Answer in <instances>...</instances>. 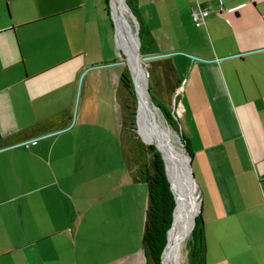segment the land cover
<instances>
[{
    "label": "crops",
    "instance_id": "1",
    "mask_svg": "<svg viewBox=\"0 0 264 264\" xmlns=\"http://www.w3.org/2000/svg\"><path fill=\"white\" fill-rule=\"evenodd\" d=\"M135 1L176 69L205 262L264 264V0L200 27L192 7L219 0ZM112 29L99 0H0V264H146L136 183L93 170L104 137L122 151Z\"/></svg>",
    "mask_w": 264,
    "mask_h": 264
},
{
    "label": "trees",
    "instance_id": "2",
    "mask_svg": "<svg viewBox=\"0 0 264 264\" xmlns=\"http://www.w3.org/2000/svg\"><path fill=\"white\" fill-rule=\"evenodd\" d=\"M125 3L138 23L140 55L142 57L154 56L156 52L153 39L140 20L136 1L125 0ZM104 4V9L110 19L108 0H104ZM110 22L112 24L111 19ZM116 33L118 45L125 57L124 44L117 27ZM147 72L150 99L161 109L167 123L174 130L180 131L181 138L185 141L191 156L188 142L176 120L175 111L168 109L172 100L174 101V107L177 102L176 89L178 87V80L174 64L168 57L153 58L148 62ZM118 81L116 97L121 106L120 142L123 161L128 168L133 182L144 183L147 187V206L142 234V249L145 256V263L166 264L168 243L165 250L164 247L166 244V232L172 221L174 207L173 192L175 194L177 190V175L174 166L167 161L164 152L157 144L155 140L156 134L147 128L144 117L140 119L137 116V98L127 66L122 69ZM154 143H156L159 150L163 153L168 175L172 182L171 185L166 179L162 160L158 150L153 145ZM195 191L196 185H194L196 215L199 209V202L197 201ZM194 218L188 231V235L191 232V239L188 241L186 264H206L202 221L199 214L193 223ZM169 234L170 230L168 237Z\"/></svg>",
    "mask_w": 264,
    "mask_h": 264
},
{
    "label": "rangeland",
    "instance_id": "3",
    "mask_svg": "<svg viewBox=\"0 0 264 264\" xmlns=\"http://www.w3.org/2000/svg\"><path fill=\"white\" fill-rule=\"evenodd\" d=\"M99 3L101 4V7L104 10V14L106 16L107 13H106V11L104 9L105 8L104 0H99ZM111 3H112L111 5L114 8L115 13H116L115 0H111ZM118 18H119V21H120V25L119 26L122 27L121 26V17H120L119 14H118ZM128 18H129V24H130V28H131L132 35L135 38V36H136V30H137V23L134 21V19L131 17L130 14H128ZM110 19L108 17V20L109 21H110ZM121 30H122V28H121ZM112 33H113V35H112V38H111L112 39V42L110 40V43H111L110 48H111V50L114 51V56H115L116 59L114 60V63L111 66L114 67L113 68L114 69V72H117L119 70V73H121L122 69L125 66H127V64H126L127 63V59H126V57H124V54L122 53L121 48L118 45L117 38H116L115 33H114V28L112 29ZM120 35H121V38H124L125 37V39L128 41L127 37L124 34H123L124 37L122 36V34H120ZM123 44H124V52H126L125 54L127 55L129 51H127L128 49H127L126 41H124ZM125 47H126V51H125ZM148 62H149V60L143 62L144 65H145L146 70H147ZM104 71H106V70H104ZM105 77H107V76L105 75ZM118 82L119 81H117L114 84V88H115L114 90H115V98H116L117 103H118L119 108H120V119H121V106H120V102H119L118 98L116 97V90H117ZM136 85H137V83H136ZM104 87L106 88V85ZM137 88H138V86H137ZM166 102H168V101L166 100ZM167 104H169V103H167ZM169 106H168V109H170L171 111H175L174 101L173 100H172V103L169 104ZM157 113H158V117L161 120L162 124L165 125V126H168L170 128V130L174 133V137H173L174 144L179 149H182L186 154L190 155V153H189V151L187 149V145H186L185 141H183V139L181 138L180 131L174 130L167 123V121L165 120V118L163 116V113H162V111H161L160 108L157 109ZM175 115H176L175 117H176V120L179 123V126L181 128L182 133H185V129H184V119H183V117L177 111H175ZM164 121H165V124H164ZM154 132L157 135V136L155 135V138H156L155 140H156L157 144L159 145V147L164 152L167 161L171 165L174 166L175 173L177 175V180H178L179 177H180V175H181V173H182L183 164H182V162L178 158H176L174 156L173 152L162 141L160 135L155 130H154ZM103 139H104L103 143L97 145L98 152H97V155H96V159L94 160V164L92 163L93 161L90 160L89 161L90 162V165L88 166V169L91 170L92 169L91 165L93 164L94 165V169L93 170H95L96 173H99L101 176H103L105 174L103 177L99 178L100 179L99 180V183H102V185H103V187H104V189L106 191L107 188H108V186H109L108 185L109 182H108V179H107V176H106L107 170L109 168H113L114 171L117 170V169H120L121 170L122 167H126V166H125V163L123 161L122 151H121V154L118 156L117 155V152L112 149V142L111 141H107L106 140L107 139L106 137H104ZM158 152H159V155H160V151L159 150H158ZM160 157H161V155H160ZM184 158H185V156H184ZM161 160H162V164H163V170H164V173H165V176H166L165 166H164L163 158L162 157H161ZM126 169L128 170L127 167H126ZM115 179H116V176L114 175V177L112 179V182L114 181L113 184L116 183ZM166 179H167V177H166ZM167 181H168V179H167ZM115 185H117V184H115ZM135 185H136V187L134 188V191H132L133 192V195H132L131 192H129L128 199H129L130 204L131 205H134V207L136 209L134 211V213L132 214V216L135 217L134 223L132 224V226H133V230H134V236H136L137 243H140L141 234H139V232H140L139 230L141 229V226H143V228H144L145 217H144V219H143V221L141 223L140 214H139L138 210L141 208V205H143V203H144V201H145V199L147 197V187H146V185L144 183H136ZM187 188H188V193H189V183H188ZM126 190H128V189H124L123 188V189H121L120 193L121 194L124 193V195H127V191ZM177 190H178V185H177ZM195 192H196V196H197L196 197L197 198V201L199 202V194H198L197 186H196V191ZM106 194L107 193H105V195ZM132 202H133V204H132ZM174 207H175V201H174ZM174 207H173V210H174ZM172 213H173V211H172ZM196 217H197V214L195 215V218H194L193 223L195 222ZM190 233H189V235L187 237V240L182 245L181 252L179 254H177V255H174L171 258V264H186V261H187L186 259H187L188 241L191 239V234Z\"/></svg>",
    "mask_w": 264,
    "mask_h": 264
},
{
    "label": "bare ground",
    "instance_id": "4",
    "mask_svg": "<svg viewBox=\"0 0 264 264\" xmlns=\"http://www.w3.org/2000/svg\"><path fill=\"white\" fill-rule=\"evenodd\" d=\"M111 8L117 29L119 30L120 34H122L123 37L125 35L128 39L127 41L125 37L122 38L123 43L124 41H126V45L128 49L127 51H129L127 55L125 54V57L127 59V64L129 65L133 78L135 80V84L137 83L136 87L138 86L137 90H139L138 93L143 103V108H144L143 117L145 119L147 128L153 133H155L154 132L155 130L160 135L162 141L173 152L174 156L178 158L183 164L182 173L179 179L177 180L178 190H176L175 192L177 203L174 210V221L168 237V246L166 253V264H171V258L174 255H177L181 252L182 245L185 243L187 239L188 231L196 212V201L194 196L195 182L192 179H190L189 170L187 168L188 157L186 153L182 149H179L174 144V140H173L174 133L170 130L168 126L162 124L161 120L158 117L157 108H155L151 103L150 95L147 93L146 74L144 73L143 70L141 71L133 61V56L131 55V52L132 51L134 52L135 50V41H134L135 38L132 35L131 31H127V27L129 30L131 29L129 24L127 9L121 0H115L116 13L112 5ZM118 14L121 17L122 27L119 26L120 21L118 18ZM125 51H126V47H125ZM188 183H189V193L187 188Z\"/></svg>",
    "mask_w": 264,
    "mask_h": 264
},
{
    "label": "water",
    "instance_id": "5",
    "mask_svg": "<svg viewBox=\"0 0 264 264\" xmlns=\"http://www.w3.org/2000/svg\"><path fill=\"white\" fill-rule=\"evenodd\" d=\"M121 1L124 3V5H125L127 11H128L129 14L131 15V17H132V18L134 19V21L137 23V20H136L135 16L132 14V12L130 11V9H129L128 6L126 5L125 0H121ZM108 4H109V15H110V18H111V20H112V24H113V28H114V33H115V36H116V35H117V33H116V25H115V20H114L113 14H112L111 0H108ZM127 31H131V29L129 30L128 27H127ZM134 41H135V50H134V52H133V51L131 52V55L133 56V61L135 62L136 66H137L141 71L143 70L144 73H145L146 76H147V93L149 94L148 72H147V70H146L145 65H144L143 62H144V61H147V60H150V59H153V58H156V57H159V56H161V55L141 57L140 52H139L140 42H139V38H138V23H137L136 36H135ZM126 64H127V63H126ZM127 68H128L129 73H130V75H131V79H132V82H133V85H134L135 94H136V98H137V116H138V118L141 119V118L143 117V111H144L143 103H142L141 97L139 96V93H138V90H137V87H136V84H135V80H134V78H133L132 72H131L130 67H129L128 64H127ZM151 103H152V105H153L155 108L159 109V108L153 103L152 100H151ZM154 146L156 147V149L159 150V148L157 147L156 143H154ZM159 151H160V150H159ZM160 155H161V157L163 158V163H164L165 171H166V177H167V179H168V181H169V184L171 185L172 182H171V179H170V177H169V175H168V171H167V168H166L165 158H164L163 153H162L161 151H160ZM186 155H187V157H188L187 168H188V170H189L190 179H192L193 181H195V180H194L193 171H192V164H191V160H192V159H191V156L188 155V154H186ZM173 198H174V201H175V207H176V203H177V202H176V197H175L174 192H173ZM199 206H200V202H199ZM175 207H174V210H175ZM174 210H173V213H172V222H171V225H170V227L168 228V230H167V232H166V244H165L164 250H165V248H166V246H167V243H168V232H169L170 228L172 227V224H173V221H174ZM199 212H200V209H198L197 215L199 214Z\"/></svg>",
    "mask_w": 264,
    "mask_h": 264
},
{
    "label": "built area",
    "instance_id": "6",
    "mask_svg": "<svg viewBox=\"0 0 264 264\" xmlns=\"http://www.w3.org/2000/svg\"><path fill=\"white\" fill-rule=\"evenodd\" d=\"M235 8L227 9V11H233ZM225 9L223 7V1L219 0L218 4L216 6V9H214L210 4L208 5H202V4H196L191 9V19L193 24L196 27H200L205 23V20L212 14H220ZM33 141L32 143H34Z\"/></svg>",
    "mask_w": 264,
    "mask_h": 264
}]
</instances>
